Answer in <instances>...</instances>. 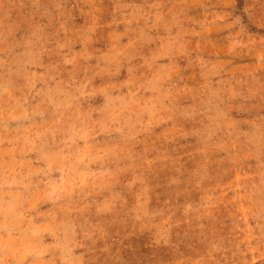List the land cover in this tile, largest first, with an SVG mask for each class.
Instances as JSON below:
<instances>
[{"label": "rangeland", "instance_id": "374dc122", "mask_svg": "<svg viewBox=\"0 0 264 264\" xmlns=\"http://www.w3.org/2000/svg\"><path fill=\"white\" fill-rule=\"evenodd\" d=\"M0 264H264V0H0Z\"/></svg>", "mask_w": 264, "mask_h": 264}]
</instances>
